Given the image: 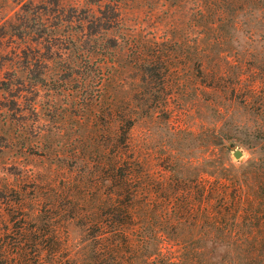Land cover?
<instances>
[{
	"label": "rangeland",
	"instance_id": "obj_1",
	"mask_svg": "<svg viewBox=\"0 0 264 264\" xmlns=\"http://www.w3.org/2000/svg\"><path fill=\"white\" fill-rule=\"evenodd\" d=\"M111 1H103V12ZM121 2L122 24L108 36L131 34L139 48L157 43L170 58L168 115H139L131 132L133 144L150 155L155 169L162 170L164 157L177 153L192 160L199 172L205 154L203 133L214 127L234 164L259 156L264 147V0ZM71 8L92 9L99 16L90 0H0L2 228L7 225L4 193L19 192L8 200H30L40 184L46 200L63 191L67 179L91 180L96 154L102 153L117 126H109V95L118 82L124 85L119 96L131 97L137 90L140 73L134 52L139 50L124 40L113 82L100 92L95 84L85 91L83 78L66 75L67 65L76 62L65 42L73 37L75 25L61 23L60 16L70 15ZM31 49L40 51L38 66L27 64L37 55H31ZM207 79H218L221 89L208 88ZM236 152L242 153L240 158ZM63 236L73 253L78 252L80 229L67 222ZM216 251L217 258L225 253L223 247Z\"/></svg>",
	"mask_w": 264,
	"mask_h": 264
},
{
	"label": "trees",
	"instance_id": "obj_2",
	"mask_svg": "<svg viewBox=\"0 0 264 264\" xmlns=\"http://www.w3.org/2000/svg\"><path fill=\"white\" fill-rule=\"evenodd\" d=\"M103 1L90 0L99 16L79 8L60 16L61 23L75 25L65 42L76 62L64 72L83 78L85 91L95 84L100 92L113 82L121 40L135 45L131 34L108 36L122 24V0L106 4L104 12ZM155 45H135L140 73L135 94L119 96L124 85L118 82L107 99L109 126H117L96 154L92 185L82 176L67 179L63 191L46 200L40 184L30 200H8L19 192L4 193L7 225L0 226V264H264V147L259 156L234 164L217 127L207 128L202 168L195 172V163L177 153L164 157L165 166L157 170L132 142L139 115L169 113L170 58ZM30 52L37 55L27 64L38 66L39 49ZM208 79V88L221 89L218 79ZM67 222L83 234L76 253L63 236ZM218 247L225 249L219 258Z\"/></svg>",
	"mask_w": 264,
	"mask_h": 264
},
{
	"label": "water",
	"instance_id": "obj_3",
	"mask_svg": "<svg viewBox=\"0 0 264 264\" xmlns=\"http://www.w3.org/2000/svg\"><path fill=\"white\" fill-rule=\"evenodd\" d=\"M241 154H242L241 152H236V153H235V156H236L237 158H240V157H241Z\"/></svg>",
	"mask_w": 264,
	"mask_h": 264
}]
</instances>
